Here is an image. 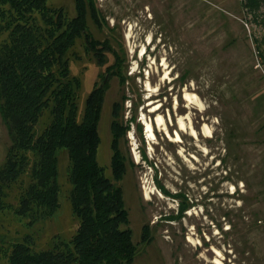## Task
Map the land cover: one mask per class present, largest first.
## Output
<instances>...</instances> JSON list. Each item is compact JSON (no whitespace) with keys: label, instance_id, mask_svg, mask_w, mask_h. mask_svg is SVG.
Segmentation results:
<instances>
[{"label":"rangeland","instance_id":"rangeland-1","mask_svg":"<svg viewBox=\"0 0 264 264\" xmlns=\"http://www.w3.org/2000/svg\"><path fill=\"white\" fill-rule=\"evenodd\" d=\"M48 2L76 12L75 0ZM96 2L109 25L89 19V27L95 37L111 39V48H103L108 61L100 65L79 39L71 66L83 80L81 107L92 86L108 80L98 159L109 175L115 101L122 105L119 120L130 123L120 145L137 244L132 264H264V62L257 46L264 36V6L257 17L243 0ZM114 49L125 52L130 76L125 83L106 69ZM11 142L0 114V165ZM62 152L60 207L53 216L31 226L15 212L22 183L6 189L0 264H10L5 250L27 233L35 248H44L77 226ZM145 224L150 242L141 241Z\"/></svg>","mask_w":264,"mask_h":264},{"label":"trees","instance_id":"trees-1","mask_svg":"<svg viewBox=\"0 0 264 264\" xmlns=\"http://www.w3.org/2000/svg\"><path fill=\"white\" fill-rule=\"evenodd\" d=\"M48 1L0 0V114L12 136L0 165V210L8 206L6 189L21 182L15 212L31 226L39 217L53 216L60 207L63 149L77 226L68 236L55 235L44 248H35L27 233L5 253L10 264H132L137 244L125 203L127 158L120 145L130 123L119 120L122 105L115 101L109 175L98 159L108 80L94 84L81 107L83 80L71 66L79 39L100 65L107 63L103 48H111V39L95 37L89 19L103 28L109 23L96 0H75L74 15ZM243 5L258 17L264 0H243ZM257 42L264 62V36ZM113 54L106 69L125 83L130 76L124 49ZM126 97L123 93L122 100ZM149 229L145 224L142 242L151 241Z\"/></svg>","mask_w":264,"mask_h":264},{"label":"bare ground","instance_id":"bare-ground-1","mask_svg":"<svg viewBox=\"0 0 264 264\" xmlns=\"http://www.w3.org/2000/svg\"><path fill=\"white\" fill-rule=\"evenodd\" d=\"M186 98H187L188 101H190V102L192 101L193 102V96L188 91H186ZM163 119H164L163 116L159 113L158 120L161 121V122H163ZM179 121H180L182 127L184 128L186 126L185 120L183 118H180ZM147 126H148L149 135L154 136V132H153L151 123L148 122V125ZM205 129L206 130H209V127L208 126H205ZM192 131L193 132L196 131L194 127L192 128ZM177 136L179 138V135L178 134H177Z\"/></svg>","mask_w":264,"mask_h":264}]
</instances>
